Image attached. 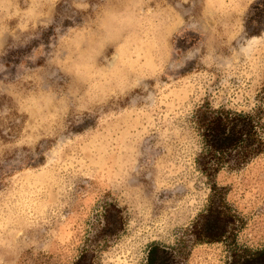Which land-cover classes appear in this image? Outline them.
I'll return each instance as SVG.
<instances>
[{
  "label": "rangeland",
  "instance_id": "rangeland-1",
  "mask_svg": "<svg viewBox=\"0 0 264 264\" xmlns=\"http://www.w3.org/2000/svg\"><path fill=\"white\" fill-rule=\"evenodd\" d=\"M0 33V264H147L154 246L228 264L234 243L264 245V153L214 192L194 123L264 122V0H0ZM221 195L233 234L195 242Z\"/></svg>",
  "mask_w": 264,
  "mask_h": 264
},
{
  "label": "trees",
  "instance_id": "trees-1",
  "mask_svg": "<svg viewBox=\"0 0 264 264\" xmlns=\"http://www.w3.org/2000/svg\"><path fill=\"white\" fill-rule=\"evenodd\" d=\"M194 123L201 139L196 164L210 181V188L214 192L221 191L214 178L222 168H240L264 153L261 113L206 108L195 113ZM234 226L236 215L221 195L218 203L215 205V202H211L194 224V240L205 243L224 241L233 234ZM166 259L165 251L154 246L149 251L147 264H165ZM228 264H264V245L250 249L234 243Z\"/></svg>",
  "mask_w": 264,
  "mask_h": 264
},
{
  "label": "clouds",
  "instance_id": "clouds-1",
  "mask_svg": "<svg viewBox=\"0 0 264 264\" xmlns=\"http://www.w3.org/2000/svg\"><path fill=\"white\" fill-rule=\"evenodd\" d=\"M53 25V24H52ZM52 25H49L48 27H50V26H52ZM73 25H71V26H69V27H67V28H70V27H72ZM57 27H60V29H61V35L63 34V32H64V30L65 29H67V28H63V20H61V23L60 24H57L56 25V27L54 28V34L50 37V41H49V45H51V43H52V39H53V37L57 34ZM0 35H2V33H0ZM40 36H41V34L39 35V36H37V37H34V39L35 38H40ZM12 47V45H10V48ZM101 59L102 60H107V59H111V56L107 53V52H105V54H104V56L103 57H101ZM47 62V61H46ZM187 67V65H185L184 66V68H181V69H176V71H183L185 68ZM164 71V69L163 68H161L160 69V72H163ZM172 74V72L170 71L169 72V75H171ZM145 83H146V85H147V88L148 89H151L154 85H155V83H156V81L153 79V80H147V81H145ZM140 94H143V95H147V91H144L143 93H141V89L140 88H137L136 90H135V93H134V95H140ZM131 96H129V97H125V102H129L130 100H131ZM85 119H92L91 118V116H85V117H83L80 121H79V123L76 125V126H78V125H81L83 122H84V120ZM90 127V126H89ZM88 128V127H87ZM158 150V148L153 144L152 145V151H157ZM25 151H27V150H25ZM45 151V149L44 148H41L39 145H37V147H36V149H35V155H33L31 152H29V154H28V156L26 157V159L27 160H29V161H31V160H33V159H39L40 158V156H41V154L43 153ZM150 155V154H149ZM13 158H15V157H13ZM148 159V156L146 155L145 156V160H147ZM25 160V157H21V161L23 162ZM144 182H146V181H144Z\"/></svg>",
  "mask_w": 264,
  "mask_h": 264
}]
</instances>
